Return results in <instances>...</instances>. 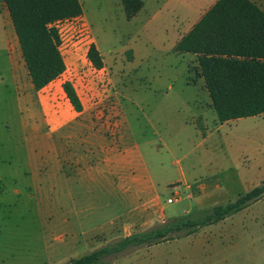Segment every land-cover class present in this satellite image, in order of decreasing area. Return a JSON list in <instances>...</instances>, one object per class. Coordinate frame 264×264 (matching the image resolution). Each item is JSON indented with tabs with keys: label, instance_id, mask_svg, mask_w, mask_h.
<instances>
[{
	"label": "rangeland",
	"instance_id": "obj_1",
	"mask_svg": "<svg viewBox=\"0 0 264 264\" xmlns=\"http://www.w3.org/2000/svg\"><path fill=\"white\" fill-rule=\"evenodd\" d=\"M79 1L81 15L56 22L65 68L36 92L0 0V264H65L125 237L109 222L131 206L125 184L108 177L100 187L90 182L86 165L70 161L88 150L78 140L85 133L66 139L64 129L53 132V89L54 103L71 107L62 98L65 81L83 115L113 138L121 131L132 150L129 160L139 156L147 166L164 220L155 218L138 232L165 221L166 230L188 213L198 215L264 182V114L219 122L196 75V55L175 49L216 0H142L130 19L121 0ZM252 1L264 10V0ZM91 44L103 59L99 69L87 58ZM56 156L78 180L68 193L46 182H53ZM180 234L128 246L98 264H264V196Z\"/></svg>",
	"mask_w": 264,
	"mask_h": 264
},
{
	"label": "trees",
	"instance_id": "obj_2",
	"mask_svg": "<svg viewBox=\"0 0 264 264\" xmlns=\"http://www.w3.org/2000/svg\"><path fill=\"white\" fill-rule=\"evenodd\" d=\"M8 10L30 82L40 90L60 75L64 60L59 51L60 35L56 22L78 17L79 0H1ZM127 19L143 6L142 0H121ZM180 54L196 55V75L203 78L210 105L219 122L264 114V10L251 0H216L193 27L176 43ZM87 58L99 69L103 59L94 44ZM62 89L75 111L80 99L69 81ZM264 196V182L224 204L188 213L148 231L131 233L65 264H98L102 258L128 246L154 243L190 235L200 228L223 220Z\"/></svg>",
	"mask_w": 264,
	"mask_h": 264
},
{
	"label": "crops",
	"instance_id": "obj_3",
	"mask_svg": "<svg viewBox=\"0 0 264 264\" xmlns=\"http://www.w3.org/2000/svg\"><path fill=\"white\" fill-rule=\"evenodd\" d=\"M253 2L256 3L255 1ZM257 5L260 7L259 4ZM40 90H36V92ZM56 93L57 90L55 88L53 89V132L58 133L64 129L65 132H62L61 135L66 134L64 136L66 139H73L74 135L85 133L83 139L78 136V140H84L88 150L85 151L86 153L72 154L70 159L71 164L75 167L76 165L80 166V164L86 165L87 174L97 176V179H95L87 175L88 179L90 182H96L98 187L101 186V183L107 177L125 184V186L121 187L125 193H128L126 199L130 200L131 206L122 212L118 219L114 218V220L109 221L110 224L114 225L113 233L124 232L126 233L125 236H127L149 227L155 218H157V221L162 222L164 220L163 207L160 204L159 195L154 193L153 182L148 176L147 166L143 164L139 156L130 159L134 160L132 164L128 163L130 161L128 152L132 150L125 145L121 131L117 138L111 137L106 134L103 126L99 127L92 120L91 115L86 114L84 116L82 109V111L77 112L66 103H62V105L54 103ZM64 96L66 97L65 93L62 98ZM88 110H91V108ZM67 116H70V118L64 120L63 117L66 118ZM65 159L66 157H64ZM54 160L58 165L57 169L53 172V182H46L49 186H53V190L61 189L68 193L70 192L69 187L78 183V180L64 171L62 167L63 159L56 156ZM126 165H129V167L127 169L128 174L125 175L123 170ZM137 171H139V174ZM41 180L39 179L38 181L39 186H42L45 182L44 180L40 182ZM86 181L84 183L88 185L89 181Z\"/></svg>",
	"mask_w": 264,
	"mask_h": 264
},
{
	"label": "built area",
	"instance_id": "obj_4",
	"mask_svg": "<svg viewBox=\"0 0 264 264\" xmlns=\"http://www.w3.org/2000/svg\"><path fill=\"white\" fill-rule=\"evenodd\" d=\"M173 199L171 197L167 198V203H172Z\"/></svg>",
	"mask_w": 264,
	"mask_h": 264
},
{
	"label": "water",
	"instance_id": "obj_5",
	"mask_svg": "<svg viewBox=\"0 0 264 264\" xmlns=\"http://www.w3.org/2000/svg\"><path fill=\"white\" fill-rule=\"evenodd\" d=\"M70 261H72V258L71 259H69Z\"/></svg>",
	"mask_w": 264,
	"mask_h": 264
}]
</instances>
